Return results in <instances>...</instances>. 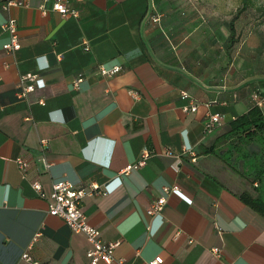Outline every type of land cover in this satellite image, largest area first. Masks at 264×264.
<instances>
[{"label": "crops", "instance_id": "1", "mask_svg": "<svg viewBox=\"0 0 264 264\" xmlns=\"http://www.w3.org/2000/svg\"><path fill=\"white\" fill-rule=\"evenodd\" d=\"M21 1L5 9L0 0V27L15 19L21 44L5 52L0 32V264H29L21 255L36 233L34 259L88 264L86 238L48 214L35 181L46 195L59 181L98 186L82 212L103 241L118 242L123 264H264V218L239 199L254 193L236 169L239 154L232 163L228 153L243 145L226 136L256 105L250 64L165 1L65 0L76 17L53 11V0ZM154 12L163 13L158 25ZM114 66L118 74H99ZM26 74L45 87L19 99ZM214 114L220 126L207 133ZM144 150L145 165L122 174ZM165 186L179 194H166L161 212L148 215Z\"/></svg>", "mask_w": 264, "mask_h": 264}, {"label": "built area", "instance_id": "2", "mask_svg": "<svg viewBox=\"0 0 264 264\" xmlns=\"http://www.w3.org/2000/svg\"><path fill=\"white\" fill-rule=\"evenodd\" d=\"M17 6H24V2L21 0H7L5 9ZM51 8L53 11L58 12L62 17L73 16L76 17V11L69 9L67 2L65 0H53ZM162 14L154 12L150 20L153 24L158 25L161 22ZM0 32L7 35V42L2 46V49L7 53H15L21 47L19 36H18V26L15 19L8 18L4 21L0 27ZM121 71L120 66H114L111 69L99 68V74L104 77H111L118 74ZM82 79H77L74 83V87L78 88V84ZM45 87L44 81L36 75L26 74L20 76L18 84V98L26 99L27 96L34 92L36 89H42ZM187 97L185 93H182V98ZM256 105L260 108L264 107V99L259 96H255ZM39 104L43 105L42 100L38 101ZM186 111L195 112L196 105L190 106V108H185ZM221 116L219 114H214L205 119L204 131L209 133L220 126ZM44 146V141L42 142ZM149 156V151L144 150L140 156V159L134 164L126 166L122 174L126 175L130 171L142 168L145 165V161ZM45 168H49V164L42 159L41 160ZM16 165L25 173L28 163L21 157L15 160ZM32 189L35 194L40 198L47 201L48 208L47 212L50 216L57 217L61 219L65 225L70 229L71 232L82 234L86 238L90 248L86 253L88 259V264H123L120 260L114 257V251L118 246V242H106L101 238L100 231L90 225L87 217L82 212V200L85 196H90L94 194L95 191L99 190L96 185H90L89 188L83 189L76 187L73 183L69 181H59L52 184L51 191L46 195L41 185L35 181L31 184ZM255 187L258 186L257 183L254 184ZM107 186H104L106 188ZM163 195L157 198L150 208L147 210L148 215H154L161 212L166 203V194L174 193L179 194L177 187H163ZM106 191H100V194L104 195ZM40 233H36L31 239L30 243L26 246L25 251L21 255V259L29 264H46L32 257L31 251L37 241ZM212 254L215 257L220 256V250L218 248L211 249ZM162 262L161 258H156L151 264H160Z\"/></svg>", "mask_w": 264, "mask_h": 264}, {"label": "rangeland", "instance_id": "3", "mask_svg": "<svg viewBox=\"0 0 264 264\" xmlns=\"http://www.w3.org/2000/svg\"><path fill=\"white\" fill-rule=\"evenodd\" d=\"M170 5L168 8L184 20H195L202 25L206 32L216 33L220 39L219 47L227 48L234 57H242L251 66L254 79V93L262 91L257 87V81H264V0H158ZM156 2V3H157ZM163 14V13H162ZM238 14L234 23L236 29V43H229L228 24ZM228 39L223 40V30ZM258 96V95H257ZM221 153V152H219ZM248 186V185H246ZM251 191V187L248 186Z\"/></svg>", "mask_w": 264, "mask_h": 264}, {"label": "trees", "instance_id": "4", "mask_svg": "<svg viewBox=\"0 0 264 264\" xmlns=\"http://www.w3.org/2000/svg\"><path fill=\"white\" fill-rule=\"evenodd\" d=\"M247 0H243L244 4ZM238 14L234 16L228 24L229 30V43L237 42L235 21ZM261 47L264 48V41L261 42ZM258 87L262 91H258L257 95L264 99V81H257ZM229 130L226 136H234L237 142L243 145L240 148L234 146L229 150V154L238 153L237 160L244 162L243 172H238L250 185L253 193L243 192L239 199L264 218V107L260 108L257 105L252 106L245 114L236 117L229 123ZM253 143L259 152L249 154L245 146ZM237 164V163H236ZM258 186L255 187L254 184Z\"/></svg>", "mask_w": 264, "mask_h": 264}, {"label": "water", "instance_id": "5", "mask_svg": "<svg viewBox=\"0 0 264 264\" xmlns=\"http://www.w3.org/2000/svg\"><path fill=\"white\" fill-rule=\"evenodd\" d=\"M246 150L249 152V154H252L253 152H256V153L259 152V149L253 143L249 144L246 147ZM236 157H237V153H233V157L231 158V162L232 163L235 162V158ZM238 169H239L240 172H243V161H239ZM263 179H264V177H263Z\"/></svg>", "mask_w": 264, "mask_h": 264}]
</instances>
